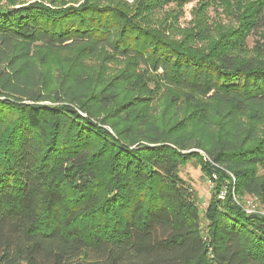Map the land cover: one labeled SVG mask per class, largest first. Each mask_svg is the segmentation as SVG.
Returning <instances> with one entry per match:
<instances>
[{"label":"trees","instance_id":"1","mask_svg":"<svg viewBox=\"0 0 264 264\" xmlns=\"http://www.w3.org/2000/svg\"><path fill=\"white\" fill-rule=\"evenodd\" d=\"M189 1L0 0V264H264V0Z\"/></svg>","mask_w":264,"mask_h":264},{"label":"rangeland","instance_id":"2","mask_svg":"<svg viewBox=\"0 0 264 264\" xmlns=\"http://www.w3.org/2000/svg\"><path fill=\"white\" fill-rule=\"evenodd\" d=\"M31 1H33V0H19V2H24L25 4L30 3ZM66 1H69V3H67V5H70V4L77 5L80 2H82L83 0H66ZM127 1L131 2L132 0H127ZM73 2H77V3H73ZM195 2H196V0H191L184 5L183 15L179 18V25L181 27H189L191 25L190 23H191L192 18H193V14L191 13V10L195 6ZM171 5L172 4H168L164 8L167 10L171 7ZM208 15L212 16L213 18H217L214 10H208ZM221 18H223V17H221ZM223 22H225L224 18H223ZM255 38H256L255 35H250L248 37L247 44L249 47H251L253 45ZM116 66L121 67L122 64H117ZM103 126L106 127L107 129H109L108 126H106V125H103ZM191 150L197 151V149H194V148L189 149V151H191ZM202 160L205 161L206 159H204L202 157ZM179 174L183 179L188 181L192 185L194 190L196 191L197 196H198V200H197L198 206H199L201 212H203L205 207L207 206V203H208L209 198L211 196L210 190H211V187L213 185V182L211 181V179H209V178L207 179V177L204 175V173H202L199 165H197L194 160H190L184 166H181ZM218 197H220V196H218ZM242 199H243L245 204L251 205V207H253L254 209L259 210V211H264L263 207L261 206L259 201L256 200V198H254L253 196L246 195V196H243Z\"/></svg>","mask_w":264,"mask_h":264},{"label":"built area","instance_id":"3","mask_svg":"<svg viewBox=\"0 0 264 264\" xmlns=\"http://www.w3.org/2000/svg\"><path fill=\"white\" fill-rule=\"evenodd\" d=\"M197 152H199L203 156L204 159L210 161V158L205 154L204 151L197 149ZM215 178H216V173H213L212 174V177H211V181L213 182V180ZM232 179H233V176H232ZM223 195H224V191H221L220 194H219V196L222 197ZM243 207H244V209H245L246 212L259 211V210L254 209L253 207H251V205H249V204H245L244 203L243 204ZM259 212L262 213V214H264V211H259Z\"/></svg>","mask_w":264,"mask_h":264}]
</instances>
